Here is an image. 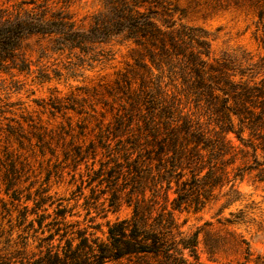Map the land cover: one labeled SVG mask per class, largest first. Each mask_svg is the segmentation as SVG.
Returning <instances> with one entry per match:
<instances>
[{"label":"trees","instance_id":"obj_1","mask_svg":"<svg viewBox=\"0 0 264 264\" xmlns=\"http://www.w3.org/2000/svg\"><path fill=\"white\" fill-rule=\"evenodd\" d=\"M67 1L62 0L63 5L56 10L47 3L34 4L32 8L25 6L34 0H21L13 10L0 6V69L31 71V61L19 50L21 42L33 35L50 40L41 47L42 52L78 48L86 53L95 51L93 58L105 55L103 44L114 40L134 43L136 64L144 70L143 74L136 72L139 85L134 87L137 79L133 81L123 74L115 88L122 92L121 100L126 97L131 109H138V132L131 130L125 138L124 134H118L124 124L128 126L134 120L132 114L122 115L118 110L114 128L108 125L104 133L107 140L117 138V141L114 146L111 140L102 142L109 159L102 162L98 172L93 170L96 176L107 173L103 177L110 181L120 175L126 183L131 181L127 201L132 204V214L108 222L106 240L83 228L69 233L65 229L67 224L61 227V221L55 217L46 224L56 228L45 236L50 241L45 249L31 256L25 249L19 250L18 258L0 253V264H107L133 257L137 258V264H200L196 249L199 229L192 233L181 230L176 211L190 203L202 205L217 187L228 184L225 195L226 204H230L240 195L236 179L247 175L254 174L256 179L264 181V84L260 83L263 79L254 81V75L244 79L247 70L237 65L233 54L225 52L221 58L211 59V44L201 28L184 23L176 25L174 15L182 14L183 9L173 0H107L102 10L89 14L88 21L84 17L80 22L66 8ZM205 1L217 7H249L264 21V0ZM153 68L159 75H155ZM166 72L181 78L183 90L205 107L209 124L215 122L219 129L216 126L205 129L200 118L183 114L176 94L168 93L162 86ZM246 129L248 136L243 135ZM230 132L236 133L240 145L227 138ZM93 145L91 140L89 146L94 148ZM81 152L79 148L75 154L84 156ZM238 159L241 161L235 165ZM110 162L114 166L104 170L105 163ZM5 178L9 186L12 177L6 174ZM149 181L153 185L148 186L152 196L146 195ZM172 182L176 194L171 198ZM142 185L141 190L138 187ZM9 190L10 187L6 192ZM116 199L114 196L110 204H115ZM56 213L66 217V206H60ZM236 217L241 218L238 214ZM61 229L64 231L53 244L52 239ZM233 244L249 261L252 255L249 241L235 234ZM186 250L196 261L188 258ZM260 258L258 255L256 264H264Z\"/></svg>","mask_w":264,"mask_h":264},{"label":"rangeland","instance_id":"obj_2","mask_svg":"<svg viewBox=\"0 0 264 264\" xmlns=\"http://www.w3.org/2000/svg\"><path fill=\"white\" fill-rule=\"evenodd\" d=\"M20 1L0 0V6L13 10ZM67 2L66 8L80 22L84 17L88 21L89 14L102 10L107 0ZM173 2L183 9L182 14L174 15L176 25L184 23L201 28L211 44V59H219L225 52L233 54L237 65L247 70L244 79L254 75V81L263 79L260 83L264 84V21H260L253 10L217 7L206 4L205 0ZM38 3H47L52 10L63 5L62 0H34L25 6L32 8ZM49 42L48 38L37 35L21 42L19 52L31 61V71L0 69V253L14 258L20 256L19 250L25 249L31 256L45 249L50 242L45 236L56 228L46 224L55 217L61 221V227L67 224L65 229L69 233L83 228L106 240L108 222L132 214V204L127 201L131 181L126 183L122 175L110 181L107 176L103 177L107 173L96 176L93 170L98 172L102 162L109 159L107 149L101 144L111 140L114 146L117 141V138L107 140L104 133L108 125L114 128V115L118 110L122 115L132 114L134 119L130 125L124 124L118 134H124L125 138L131 130L138 132V109H131L126 97L121 100L122 92L115 88L123 74L133 81L137 79L134 87L139 85L140 77L136 72L143 74L144 70L136 64L134 43L114 40L103 44L101 48L106 53L95 56L98 58L95 60L93 50L87 53L78 48L58 53L42 52L41 47ZM108 50H111L109 54ZM153 72L159 75L156 68ZM239 77L237 73L236 79ZM161 81L164 90L176 94L183 114L200 118L205 129L216 126L212 121L209 124L205 107L183 90L181 78L166 72ZM139 125H143L142 121ZM235 134L230 132L227 138L240 145ZM248 134L246 129L243 135ZM91 140L94 148L89 146ZM77 148L82 149L84 156L75 154ZM240 161L238 159L235 165ZM113 164L105 163L104 170ZM6 174L12 177L9 186ZM172 185L171 198L176 194L175 182ZM235 185L240 195L230 204H226L225 195L228 184L217 187L202 205L190 203L176 211L181 230L192 233L199 229L196 249L200 264H256L258 255L260 262L264 260V181L250 174L236 179ZM148 186H153L151 181L147 183L146 195L152 196ZM8 187L9 193L6 192ZM138 188L144 189L143 185ZM164 191L162 189L163 194ZM114 196H117L116 202L110 204ZM60 206H66V217L57 215ZM237 214L241 218L236 217ZM227 219L237 220L228 222ZM63 231L55 235L53 244L58 242ZM235 234L249 241L252 252L249 261L242 251L236 250ZM217 239L220 242L215 244ZM185 253L190 260L196 261L187 250ZM137 263V258L133 257L107 264Z\"/></svg>","mask_w":264,"mask_h":264}]
</instances>
